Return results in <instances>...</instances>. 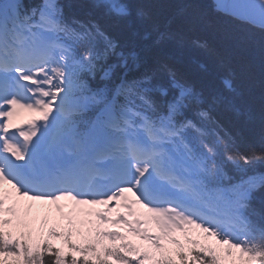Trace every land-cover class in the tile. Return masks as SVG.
<instances>
[{
    "label": "snow or ice",
    "instance_id": "obj_1",
    "mask_svg": "<svg viewBox=\"0 0 264 264\" xmlns=\"http://www.w3.org/2000/svg\"><path fill=\"white\" fill-rule=\"evenodd\" d=\"M218 7L264 28V0ZM119 48L60 0H0V264H264V149L240 150L212 116L239 112L233 82L205 96L167 65V85L115 80L141 63Z\"/></svg>",
    "mask_w": 264,
    "mask_h": 264
},
{
    "label": "trees",
    "instance_id": "obj_2",
    "mask_svg": "<svg viewBox=\"0 0 264 264\" xmlns=\"http://www.w3.org/2000/svg\"><path fill=\"white\" fill-rule=\"evenodd\" d=\"M67 2L73 15L94 20L122 51H137L139 74L155 71L163 80L168 75L161 66L167 65L206 96L222 88L223 77L230 79L239 112L220 107L214 116L239 149H264V28L214 10L211 0H125L133 9L126 20L94 8L93 0ZM136 9L145 15L138 17ZM154 27L172 38L155 44L153 32L142 39Z\"/></svg>",
    "mask_w": 264,
    "mask_h": 264
},
{
    "label": "rangeland",
    "instance_id": "obj_3",
    "mask_svg": "<svg viewBox=\"0 0 264 264\" xmlns=\"http://www.w3.org/2000/svg\"><path fill=\"white\" fill-rule=\"evenodd\" d=\"M32 203H34L35 208L38 209L41 213H44L46 211V209L48 207H50V206H47V205H42L41 203H38V202H32Z\"/></svg>",
    "mask_w": 264,
    "mask_h": 264
}]
</instances>
